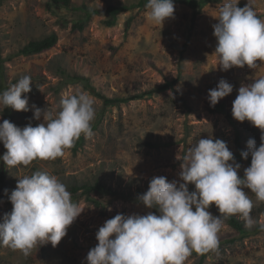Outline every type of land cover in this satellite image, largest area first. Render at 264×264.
<instances>
[{"label": "rangeland", "instance_id": "374dc122", "mask_svg": "<svg viewBox=\"0 0 264 264\" xmlns=\"http://www.w3.org/2000/svg\"><path fill=\"white\" fill-rule=\"evenodd\" d=\"M72 1L75 6L84 3L105 9L111 4L127 9L117 14L114 26L105 24L109 15H94L86 28L79 30L72 26L84 17L81 11L60 7L55 11L49 7L51 0H0L3 88L8 90L21 77L30 76L32 91L26 94L30 108L33 104L49 108L53 115L59 111L62 96L77 89L95 102L93 135H83L81 149L74 151L73 145L55 160L37 159L29 166L10 169L0 161V222L12 210L8 196L16 188L17 179L31 175L36 168L55 175L68 191L70 182L99 180L106 187L104 192L94 195L109 206L103 213L80 198L77 203L84 210L58 246L42 244L27 257L18 250L0 247V264H86L88 252L98 244L96 232L107 219L119 213L154 212L133 199L117 197L109 188L134 198L148 190L154 177L180 181L182 162L176 156L184 155L190 144L200 138L222 139L230 151L237 152L238 128L244 151L250 138L255 139L257 146L261 143L260 129L249 121L233 118L236 127L226 114L209 110L208 92L221 78L234 86L233 92L219 101L232 114L239 88L264 76V61H257L256 69L245 65L222 71L216 67L213 25L218 21L214 16L227 0L208 4L195 21L187 0H174V17L166 18L163 26L146 19L147 0ZM247 3L248 0H239L238 6ZM253 6L264 19V0H254ZM132 15L131 28L125 33V21ZM53 31L59 35L55 48L31 56L14 54L29 40ZM60 67L66 75L61 74ZM67 76L82 79L65 83ZM33 115L34 109H12L10 118L21 128L43 122V118L32 119ZM5 119L0 115V123ZM6 151L0 142V156ZM236 162L241 164L239 175L250 166L245 159ZM189 190L194 191L195 186L190 184ZM248 195L254 204L252 216L256 225L246 228L244 221L233 215L245 229L238 232L228 222L229 217L225 218L218 245L206 252L203 264H264V230L260 228L264 224V202L250 191ZM209 211L220 215L214 204ZM200 258L201 254L193 252L185 264H199Z\"/></svg>", "mask_w": 264, "mask_h": 264}, {"label": "clouds", "instance_id": "9594fccd", "mask_svg": "<svg viewBox=\"0 0 264 264\" xmlns=\"http://www.w3.org/2000/svg\"><path fill=\"white\" fill-rule=\"evenodd\" d=\"M238 4L239 0H227L214 16L218 21L213 25L216 67L222 71L245 65L256 69L257 61H264V19L257 15L254 0L244 7ZM145 8L146 19L155 25L163 26L165 19L175 14L174 0H147ZM32 84L31 77L25 75L0 93V112L9 107L34 109L32 119L43 118L37 126L29 123L23 128L8 119L0 123V142L7 149L0 161L7 169L29 166L37 159L55 160L82 134L86 138L93 135L95 102L86 92L77 89L62 96L59 111L53 115L49 108L35 104L30 108L26 94L32 91ZM233 88L221 78L208 92L210 106L215 107ZM232 116L261 131L260 145L250 138L247 150L241 151L243 159L251 156L243 177L239 175L241 164L224 140L200 138L184 155L176 156L182 162L179 177L183 182L157 176L137 197L158 214L119 213L107 219L96 232L98 244L88 252L86 264H185L193 252L204 254L217 247L225 218L237 215L246 228L256 225L248 192L264 202V76L239 88ZM190 184L194 191L189 190ZM8 199L13 207L0 222V247L18 250L25 257L42 244L58 246L84 210L72 200L67 186L46 171L19 177ZM213 204L219 216L209 211ZM260 228L264 230V224Z\"/></svg>", "mask_w": 264, "mask_h": 264}, {"label": "trees", "instance_id": "16d2710c", "mask_svg": "<svg viewBox=\"0 0 264 264\" xmlns=\"http://www.w3.org/2000/svg\"><path fill=\"white\" fill-rule=\"evenodd\" d=\"M223 0H187V4L193 9V15L192 19L193 21L196 20V18L202 13L203 9L210 3H221ZM147 3V2H146ZM49 7L51 9H56L58 7L60 8H67V9H75L77 11H81L82 15L84 17L78 21H76L73 24V29H79V30H84L86 26L88 25L90 19L94 15H109V18L105 20V24L107 26H114L116 24V17L117 14H119L120 11L126 10V7H117L114 5L109 4L107 8L102 9L100 7H91L88 6L87 4L82 3L79 6H75L72 0H51ZM134 19V16H130L126 21H125V33H128L129 29L131 28L132 21ZM61 26H64L65 24L63 22H59ZM59 41V35L57 32L53 31L49 34H46L44 36L38 37V38H33L29 40L27 43L22 45L16 53H14L17 56L23 55V56H31V55H36V54H41L44 52H47L53 48L56 47ZM8 58V57H7ZM5 58L1 55V50H0V93H3L6 91V88H3V79L5 77ZM60 72L63 75H66V71L64 69H61L60 67ZM67 80L65 81H72L76 79H82L80 76H67ZM60 89V87H58ZM209 110L211 112H221L226 114V116L230 119V121L234 122L233 116L230 113V111L227 109L226 105L224 102H219L215 105V107L209 106ZM12 111V108H5L3 112H0V115H4V117L8 120L11 121L10 118V113ZM236 126V123H235ZM237 127V126H236ZM84 142V136L83 134L80 136L78 140L75 141L74 143V151H77L78 149L82 148ZM243 136L239 129L237 128V135H236V144L238 147L237 152H233L235 158L237 161H242L244 160L243 157L241 156V151L243 150ZM244 151V150H243ZM249 164L251 163V156L247 159ZM38 169L36 168L35 171ZM39 171H44V170H39ZM244 174V173H243ZM243 174L240 176L243 177ZM105 185L102 184L99 180H95L93 183L92 182H83V183H78L77 181L75 182H70L68 185L69 191L71 193V198L74 202L77 203V200L80 198H84L86 201L92 203L95 207H97L101 212L105 213L109 204H105L104 201L98 197H96V194L94 193H101L104 192L105 190ZM110 193H113L117 197H126L128 199H133L135 202L141 203L138 201L137 197L144 193L141 192L138 196L132 198V196H127L124 195L123 193H120L116 190H112V188H109ZM146 192V191H145ZM142 204V203H141ZM154 212H157V209H152ZM228 222L235 228L238 232H243L245 229L243 228L242 223L236 219L235 217L231 216L228 218ZM206 257V253L201 254L200 262L199 264H203L204 258Z\"/></svg>", "mask_w": 264, "mask_h": 264}]
</instances>
